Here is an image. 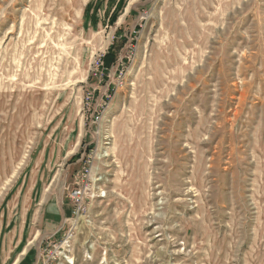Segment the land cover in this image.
<instances>
[{
	"label": "rangeland",
	"instance_id": "374dc122",
	"mask_svg": "<svg viewBox=\"0 0 264 264\" xmlns=\"http://www.w3.org/2000/svg\"><path fill=\"white\" fill-rule=\"evenodd\" d=\"M36 261L264 264V0H0V264Z\"/></svg>",
	"mask_w": 264,
	"mask_h": 264
},
{
	"label": "built area",
	"instance_id": "2783aa9c",
	"mask_svg": "<svg viewBox=\"0 0 264 264\" xmlns=\"http://www.w3.org/2000/svg\"><path fill=\"white\" fill-rule=\"evenodd\" d=\"M82 193H83V191H82V187L81 186H78L77 188H75L72 192H71V198H72V200L76 203L75 205H76V210L77 211H80L81 210V196H82ZM44 245H46L47 246V244L46 243H44ZM41 248L42 247H39V253L38 254H40V252H41ZM35 264H39V261H36V263ZM41 264H47V262L46 263H41Z\"/></svg>",
	"mask_w": 264,
	"mask_h": 264
},
{
	"label": "trees",
	"instance_id": "16d2710c",
	"mask_svg": "<svg viewBox=\"0 0 264 264\" xmlns=\"http://www.w3.org/2000/svg\"><path fill=\"white\" fill-rule=\"evenodd\" d=\"M105 61L108 62L107 65H109V63L112 61V55L110 54V56H105Z\"/></svg>",
	"mask_w": 264,
	"mask_h": 264
}]
</instances>
